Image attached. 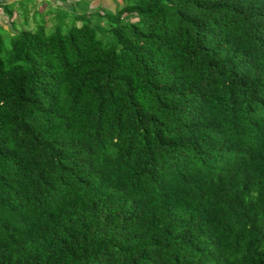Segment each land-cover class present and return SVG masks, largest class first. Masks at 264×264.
Wrapping results in <instances>:
<instances>
[{
	"label": "trees",
	"instance_id": "16d2710c",
	"mask_svg": "<svg viewBox=\"0 0 264 264\" xmlns=\"http://www.w3.org/2000/svg\"><path fill=\"white\" fill-rule=\"evenodd\" d=\"M112 1L0 33V264H264V0Z\"/></svg>",
	"mask_w": 264,
	"mask_h": 264
},
{
	"label": "rangeland",
	"instance_id": "374dc122",
	"mask_svg": "<svg viewBox=\"0 0 264 264\" xmlns=\"http://www.w3.org/2000/svg\"><path fill=\"white\" fill-rule=\"evenodd\" d=\"M2 1V0H1ZM13 1L14 18L11 21L0 8V33L4 37L6 49H10V41L15 33L34 31L45 26L47 35L58 32L68 33L74 27L88 24L96 29L97 36L105 45L112 43L113 36L108 32L110 25L106 20L98 19L99 9L114 12L117 7L124 6L123 1L112 0H5ZM78 16L89 19L80 20Z\"/></svg>",
	"mask_w": 264,
	"mask_h": 264
},
{
	"label": "crops",
	"instance_id": "0c3cea01",
	"mask_svg": "<svg viewBox=\"0 0 264 264\" xmlns=\"http://www.w3.org/2000/svg\"><path fill=\"white\" fill-rule=\"evenodd\" d=\"M1 2H2V4H7L5 0H2ZM12 2H13V1H10V2H8V3H12Z\"/></svg>",
	"mask_w": 264,
	"mask_h": 264
}]
</instances>
